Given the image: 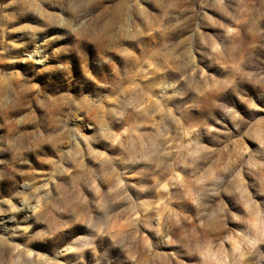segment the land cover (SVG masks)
<instances>
[{"label":"rangeland","instance_id":"374dc122","mask_svg":"<svg viewBox=\"0 0 264 264\" xmlns=\"http://www.w3.org/2000/svg\"><path fill=\"white\" fill-rule=\"evenodd\" d=\"M0 264H264V0H0Z\"/></svg>","mask_w":264,"mask_h":264},{"label":"bare ground","instance_id":"6f19581e","mask_svg":"<svg viewBox=\"0 0 264 264\" xmlns=\"http://www.w3.org/2000/svg\"><path fill=\"white\" fill-rule=\"evenodd\" d=\"M6 221H8V222H13L14 219H13L11 216L8 217V218L2 217V218L0 219V224L5 223ZM0 228H2V226H0Z\"/></svg>","mask_w":264,"mask_h":264}]
</instances>
